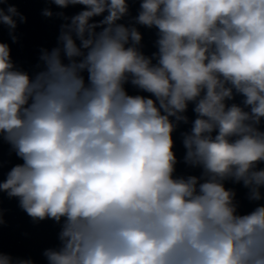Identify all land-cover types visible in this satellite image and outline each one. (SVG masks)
<instances>
[{
	"label": "clouds",
	"instance_id": "obj_1",
	"mask_svg": "<svg viewBox=\"0 0 264 264\" xmlns=\"http://www.w3.org/2000/svg\"><path fill=\"white\" fill-rule=\"evenodd\" d=\"M46 2L83 8L55 13L57 46L32 71L0 42V144L22 161L4 173L0 158V193L59 226L47 264H264V0ZM25 23L0 0L14 43ZM138 26L156 30L151 55ZM181 125L199 175L177 174Z\"/></svg>",
	"mask_w": 264,
	"mask_h": 264
}]
</instances>
